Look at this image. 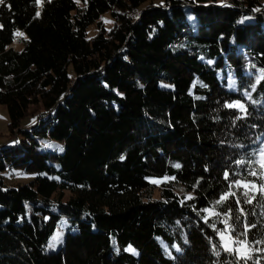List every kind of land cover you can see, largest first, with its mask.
Returning a JSON list of instances; mask_svg holds the SVG:
<instances>
[{"label":"trees","instance_id":"trees-1","mask_svg":"<svg viewBox=\"0 0 264 264\" xmlns=\"http://www.w3.org/2000/svg\"><path fill=\"white\" fill-rule=\"evenodd\" d=\"M0 105L17 132L0 148V264H264V193L234 184L260 182L264 0H5ZM230 209L238 233L256 225L246 259L221 246Z\"/></svg>","mask_w":264,"mask_h":264},{"label":"rangeland","instance_id":"rangeland-1","mask_svg":"<svg viewBox=\"0 0 264 264\" xmlns=\"http://www.w3.org/2000/svg\"><path fill=\"white\" fill-rule=\"evenodd\" d=\"M229 1L230 0H217V2L219 4H223V5H224V3H228ZM92 14H93V17H94L96 22L101 21L103 23V25L107 29L111 28L112 20H111V18H110L108 13H106V14H98L97 12L93 11ZM96 30L97 29H96L95 25H91L88 28V30H87L88 37L93 36L95 34ZM19 33H22L23 35H19ZM24 38H25L24 33L22 31H18L16 33V38H15L14 42L12 43V47L14 49H16V50H20L22 48L21 41ZM141 42H142V38L139 37L138 43H141ZM36 108L37 107L30 106L28 111L30 113L31 112L34 113ZM31 120H33V117H28L26 120H24L23 123H24V125H27L26 128H28L30 126V124H28V123ZM8 123H9V116H8L7 108L4 105H0V148L9 147L10 145H12L14 143V138L17 135V132H16L15 134H13V136H10L9 131H8ZM257 143H258V148L254 152V154L258 153L260 147L264 146V138L263 137L258 138ZM45 147L48 150H55V151H59V152L62 149L61 144L55 143V142L46 143ZM253 160L264 162V157H261L259 155H253ZM251 168H255L256 170L260 171V173H257V175H256L257 177L259 176V181H260L259 184H254L255 186H253V184L250 183L248 188H246V189H250L251 192L255 193L257 191H260L259 188L256 187V186L264 185V168H261L260 163L252 164ZM171 181H172V179L166 178V177L151 180V182L154 184V188H153V191H152V198H155V199L159 198L161 189L163 188V185H167ZM173 187H174L175 192L178 195L184 196L185 198H189V197L192 196V193L191 192H186L183 189L182 185L174 184ZM68 196H69V194H68V192H66L64 199H67ZM212 214H213L212 211H210V210L207 211V215L208 216L212 215ZM67 228H68L67 220H65L63 218L56 225V227L54 229V232L52 233V235L48 239L47 250L55 251L56 249H58L61 246H63L65 235H66V232H67ZM224 236H225V239H223V240H221V237L219 236L220 237L221 246L223 248H224L223 245H227L228 247L232 248L236 252L238 257H242V256L247 255V249H246L245 246L233 244L231 242V240L228 239V233L227 232L224 233ZM50 245H52V246L50 247ZM129 247H131V246H129Z\"/></svg>","mask_w":264,"mask_h":264},{"label":"snow or ice","instance_id":"snow-or-ice-1","mask_svg":"<svg viewBox=\"0 0 264 264\" xmlns=\"http://www.w3.org/2000/svg\"><path fill=\"white\" fill-rule=\"evenodd\" d=\"M42 0H36V3H41ZM5 3V0H0V4H3ZM37 15H39V12L37 13ZM19 35H23L22 33H19ZM259 83V81H257ZM233 86H234V82H233ZM252 88L253 90H255V85H252ZM247 96H250V93H246ZM226 107H229V108H232V107H237L239 108L240 110H244V105L240 102V101H234L230 104H226ZM62 150V149H61ZM254 155H259L261 157H264V146L260 147L258 153L254 154ZM237 165H242L245 163V161H242V160H238L236 161ZM249 164V166H251L252 164H255V163H260V166L261 168H264V162H261V161H256V160H252V161H248L247 162ZM176 167H180V165H176ZM249 175H252V176H255L257 175V171L255 168H252V170L249 172ZM224 178L227 180L229 178V173L226 171L224 173ZM253 184L254 185V182H246V181H241V180H236L234 181V184L237 185V186H243L244 188H248L249 184ZM229 187L231 188L232 185L230 184ZM259 188V190L261 192H264V185H259V186H256ZM237 194L235 192H227V193H224L221 195L220 199L217 200V204H222L224 203L229 197H233V196H236ZM244 195H247V193H244ZM189 199H191V197H189ZM252 200L251 199H246L244 201V203H251ZM237 205L240 204V201L237 200L236 201ZM205 211H208L207 209H205ZM241 215H243V209H239ZM216 215H220L221 213H215ZM223 215L226 217V219L224 221H222L224 224H225V229L224 230H217L218 232V235L221 237V240L225 239V236H224V233L227 232L228 233V239L231 240V242L233 244H236V245H242V246H247L248 244V241H247V236H248V233L250 231L251 228H255L256 225L255 224H245V231L244 232H241V233H238L237 232V228L228 223L229 220H231L233 217H232V210L230 209L228 212L226 213H223ZM236 220H239L240 219V216H236L235 217ZM240 237H244V239H241ZM257 243H264V241H257ZM52 245H50L51 247ZM224 248H225V251H228L230 253H232L234 250L230 247H228L227 245H223ZM173 247H176L175 245ZM216 246H214V249H215ZM177 251H180V249L177 247L176 248ZM126 251H130V252H133L135 254V250L132 249L131 247H129L128 249H126ZM238 251V250H237ZM214 254L219 256L220 253L219 251H214ZM242 259H246L248 258L246 255L245 256H242L241 257Z\"/></svg>","mask_w":264,"mask_h":264}]
</instances>
